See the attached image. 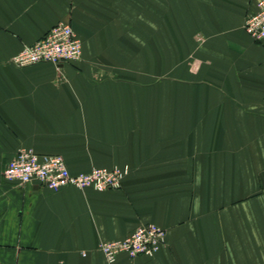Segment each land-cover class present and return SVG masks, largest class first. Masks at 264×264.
<instances>
[{
  "label": "crops",
  "instance_id": "obj_1",
  "mask_svg": "<svg viewBox=\"0 0 264 264\" xmlns=\"http://www.w3.org/2000/svg\"><path fill=\"white\" fill-rule=\"evenodd\" d=\"M256 0H0V264H107L101 242L153 224L152 257L113 264H264V44ZM75 63L11 59L54 25ZM21 149L73 175L128 167L119 190L3 179Z\"/></svg>",
  "mask_w": 264,
  "mask_h": 264
},
{
  "label": "built area",
  "instance_id": "obj_2",
  "mask_svg": "<svg viewBox=\"0 0 264 264\" xmlns=\"http://www.w3.org/2000/svg\"><path fill=\"white\" fill-rule=\"evenodd\" d=\"M255 8V12L246 17L244 30L254 42L264 44V0H256ZM81 57L82 46L72 28L58 23L33 44L24 46L12 57L11 64L17 68L38 63L59 66L78 62ZM127 173L128 167L115 166L73 175L62 157L40 155L31 149H21L8 162L2 176L8 183L20 186L33 184L52 192H59L67 187L105 192L119 190ZM165 239V230L146 224L137 227L122 240L99 243L98 250L107 264H113L120 254H126L129 258L152 257L165 243Z\"/></svg>",
  "mask_w": 264,
  "mask_h": 264
}]
</instances>
